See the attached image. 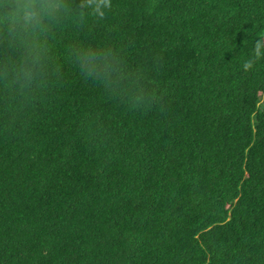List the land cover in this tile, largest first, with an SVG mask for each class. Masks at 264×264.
I'll return each mask as SVG.
<instances>
[{"label": "trees", "instance_id": "16d2710c", "mask_svg": "<svg viewBox=\"0 0 264 264\" xmlns=\"http://www.w3.org/2000/svg\"><path fill=\"white\" fill-rule=\"evenodd\" d=\"M20 2L0 264H264V0Z\"/></svg>", "mask_w": 264, "mask_h": 264}, {"label": "clouds", "instance_id": "9594fccd", "mask_svg": "<svg viewBox=\"0 0 264 264\" xmlns=\"http://www.w3.org/2000/svg\"><path fill=\"white\" fill-rule=\"evenodd\" d=\"M9 4L13 11L10 15L4 16L0 18V22L2 21H11L13 24L18 23L21 19L27 20L29 18L28 9L31 7L28 4L21 3L20 0H0V7H4L5 5ZM91 53H84L85 57H91Z\"/></svg>", "mask_w": 264, "mask_h": 264}]
</instances>
